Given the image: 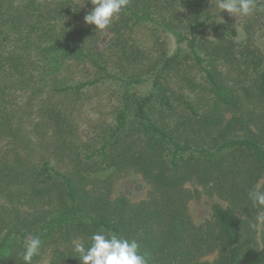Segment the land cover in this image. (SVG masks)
Segmentation results:
<instances>
[{"label":"trees","instance_id":"1","mask_svg":"<svg viewBox=\"0 0 264 264\" xmlns=\"http://www.w3.org/2000/svg\"><path fill=\"white\" fill-rule=\"evenodd\" d=\"M216 5L130 0L101 47L91 0H0V264L37 236L33 264H81L100 231L148 264H264V0ZM130 172L141 202L113 195ZM190 184L226 203L200 225Z\"/></svg>","mask_w":264,"mask_h":264},{"label":"clouds","instance_id":"2","mask_svg":"<svg viewBox=\"0 0 264 264\" xmlns=\"http://www.w3.org/2000/svg\"><path fill=\"white\" fill-rule=\"evenodd\" d=\"M94 8L85 15L84 22L95 25V32H103L110 27L115 18L127 8L130 0H91ZM221 12L227 10L231 15H253L256 0H217ZM249 199L264 209V189L259 184L248 192ZM255 220L264 223V212H258ZM90 244L75 242L73 250L78 254L81 264H148V257L141 251L135 239L103 231L90 236ZM42 241L37 236L25 240L18 255L23 264H33L34 257L40 254Z\"/></svg>","mask_w":264,"mask_h":264},{"label":"rangeland","instance_id":"3","mask_svg":"<svg viewBox=\"0 0 264 264\" xmlns=\"http://www.w3.org/2000/svg\"><path fill=\"white\" fill-rule=\"evenodd\" d=\"M238 18L240 19L239 16ZM110 38H111V32L109 30L104 31L101 40V47H105L108 44ZM256 41L259 47L264 52V36L258 37ZM173 44L174 42H171L170 46L172 49L174 48ZM86 128L87 126L84 127V129ZM261 184H264V179L261 181ZM188 188L193 192H195L196 190L200 191V194H197L190 201V213L196 225H200L201 223L205 222V220L211 217L212 205L214 203H220L221 205L224 206L226 205L225 202L221 201L216 196H212L206 193L201 186L190 184L188 185ZM148 193H149L148 185L145 183L144 179L140 174L134 172H130L119 177L113 186L114 196L124 195L127 196L132 202H141L147 199ZM263 228H264V224H263ZM212 258L213 256H210V259ZM49 259L50 256L47 255L38 264H48Z\"/></svg>","mask_w":264,"mask_h":264}]
</instances>
